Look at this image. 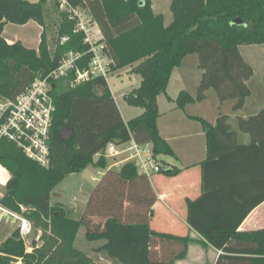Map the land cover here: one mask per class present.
Segmentation results:
<instances>
[{"label": "trees", "instance_id": "16d2710c", "mask_svg": "<svg viewBox=\"0 0 264 264\" xmlns=\"http://www.w3.org/2000/svg\"><path fill=\"white\" fill-rule=\"evenodd\" d=\"M69 1L88 10L99 25L111 72L137 63L135 72L141 76V84L125 99L144 111L126 123L103 77L75 87L66 79L56 80L50 165H40L14 143L1 139L0 163L9 170L11 178L0 202L27 216L35 227L55 231L62 248L58 251L59 261L51 258V264H90L91 260L74 247L82 227L89 242L102 241L98 250L114 264H165L183 258L193 239L150 227L156 194L149 176L140 173L133 162H126L120 170H107L92 188L80 218L72 217L61 202L52 204V194L67 176L82 173L90 164L106 168L104 151L110 143L120 144L134 138L141 144L151 143L155 156L172 153L158 130V96L167 93L174 69L188 54L198 55L202 77L196 95L182 90L176 99L177 106L184 108L188 103L203 101L213 88L220 101L233 99L234 110L242 108L251 93L248 80L254 67L245 59L241 46L264 43V0H173L174 20L170 25L165 24L161 15L154 14L152 0ZM46 4L47 0H0L1 97L15 98L37 75L56 68L70 50H88L83 42L84 33L74 32L75 22L62 10L58 46L54 51L45 31L37 48L20 40L7 41L4 29L9 23L25 25L33 20L44 26ZM56 4L59 8L58 0ZM236 18H242L243 23H235ZM64 35H69L70 40L62 44L60 37ZM90 57L86 54L80 65H86ZM198 119L209 136L208 157L203 163L208 190L197 200L189 201V222L218 248L227 249L226 244L232 239H264L261 236L264 231L238 230L260 201L243 209L235 208L219 221L201 223L203 205L219 191L209 189L207 169L251 145H238L229 115H221L216 125ZM239 127L251 134L253 142L264 144V108L255 116L241 117ZM99 153L101 156L95 161ZM163 172L168 176L177 174V170ZM41 254L37 247L27 252L19 228L0 244V264H17L20 258L24 264H33V259ZM227 257H220L217 264Z\"/></svg>", "mask_w": 264, "mask_h": 264}, {"label": "crops", "instance_id": "0c3cea01", "mask_svg": "<svg viewBox=\"0 0 264 264\" xmlns=\"http://www.w3.org/2000/svg\"><path fill=\"white\" fill-rule=\"evenodd\" d=\"M86 11L89 13L88 10ZM31 22L43 28V26L33 20L28 23ZM4 37L9 43L17 40L24 43V40L20 38H9L5 34ZM25 45L28 46L27 44ZM187 57L188 55L184 58L182 64L174 69L167 93L158 96V130L168 143L172 153H161L156 155V158L166 167V170H177V174L168 176L162 170L149 177L156 194V201L151 211L150 227L157 231L178 236H189L193 239L188 246L187 254L183 258H178L165 264H217L219 258L226 255L228 257L225 258L222 264H264V239L262 237L256 240L232 239L226 244L227 249L218 248L191 225L188 206L189 201L197 200L208 190L206 189L203 163L208 157L209 136L207 128L198 118L216 125L221 115H229L232 129L237 132L238 145H251V147L236 153L231 159L223 161V163L210 165L207 169L209 189L216 188L219 191L217 194L211 195L205 205H203L200 220L201 223L219 221L225 213L235 208L240 207L243 209L260 201L246 216L238 230L245 233H261V231H264V144L258 140L253 142L251 134L241 130L239 127V119L241 117L255 116L264 108V70L263 68L259 70L262 86L253 88L250 82L256 74L254 68V74L248 80L251 93L246 98L244 106L239 110H234L235 100L233 99L220 101L218 95L216 97L217 93L213 88L207 91L206 99L203 101L188 103L184 108H179L176 103L179 93L182 90H186L192 95H196L202 77L201 70V73H198L197 80H193L192 87L187 86L189 80L185 77V70L183 71ZM126 77L130 85H132L133 81L128 75ZM175 78L179 82L177 90L174 93H170V88ZM137 82V86H131L130 91L140 86L141 80ZM108 85L126 123L143 113L144 108L128 104L125 99L128 91H121L120 94L115 93L109 79ZM118 96L124 99V108L119 103ZM211 97L217 98L219 101L207 103V100ZM126 114H128V117ZM144 145L152 149L151 143H145ZM100 156V153L97 154L95 161ZM106 158L108 163L106 168L95 166L98 175L93 176L95 184L101 180L108 169L120 170L125 164L115 160L109 165V159L108 157ZM0 177L3 178V180H0L1 199L11 178L9 170L1 163ZM240 199H244L243 202ZM0 206L8 209L1 202ZM18 227L19 220L16 217L0 210V244L6 241Z\"/></svg>", "mask_w": 264, "mask_h": 264}, {"label": "built area", "instance_id": "2783aa9c", "mask_svg": "<svg viewBox=\"0 0 264 264\" xmlns=\"http://www.w3.org/2000/svg\"><path fill=\"white\" fill-rule=\"evenodd\" d=\"M60 8L75 22L74 32L84 33L83 42L88 45V50H70L56 68L37 75L15 98L0 96V140L14 143L28 158L44 167H48L51 160V130L56 111L53 89L56 80L66 79L71 87H75L96 77L108 81L111 73L106 43L97 22L85 9L74 6L69 0H60ZM69 40V35L60 37L62 44ZM86 54L91 55L88 63L80 65ZM104 155L119 158L122 163L133 162L140 173L149 177L166 169L152 149L134 138L120 144H108ZM0 210L19 220L18 228L23 239L32 234L34 224L29 218L2 206Z\"/></svg>", "mask_w": 264, "mask_h": 264}, {"label": "rangeland", "instance_id": "374dc122", "mask_svg": "<svg viewBox=\"0 0 264 264\" xmlns=\"http://www.w3.org/2000/svg\"><path fill=\"white\" fill-rule=\"evenodd\" d=\"M58 1L60 2V0ZM172 3L173 0H152L154 14L161 15L166 25H170L174 20ZM46 5L47 14L43 28H40L34 22L27 23L25 25L9 23L5 28L4 34L9 38H20L24 40V43L28 46L37 48L40 43L41 33L42 31H45L50 48L54 51L58 46V31L62 21V12L61 8L57 7L56 0H47ZM97 30L98 28L95 27V31ZM241 52L245 59L253 64L256 71L255 77H253L250 82L251 87H261L262 83L259 78V70L261 68L264 70V43L242 45ZM198 62V55L196 53L188 54V57L185 60L183 71L185 70V77L189 80V84L187 85L188 87H192L194 82L193 80H197L198 73H201ZM136 65L137 63L110 73L109 82L111 83L115 93L120 94L121 91H128V93H130V87L137 86V81L142 80L141 76L135 72ZM126 75H128L131 81H133L132 85H130ZM178 83L179 82L175 78L170 88V93H174L177 90ZM118 98L119 103L122 108H124V99H122L121 96H118ZM217 100V98L211 97L207 100V103H215ZM192 103H198V101ZM126 116L128 117V114H126ZM108 159L109 165H111L115 160H119V158L116 159L114 157ZM94 175L98 176L97 169L93 164H90L81 174L72 173L67 176V178L54 189L51 200L52 204L61 202L65 209L70 212L72 217L80 218L86 208L88 202L87 198L89 199L91 190L96 185V182L93 180ZM0 180H3V178L0 177ZM57 237L58 236L55 231L52 229L43 231L34 225L32 234L24 239L26 242L27 252H33L35 247L41 249V256L34 258L33 264H51V258L54 259V262L59 261L60 256L58 251H60L62 247L60 246V239ZM101 244L102 241L89 242L85 237V228L82 227L78 233L74 247L82 251L84 256L86 255L89 260H91L90 264H114L103 252L98 250V247ZM17 264H24V262L20 258L17 260Z\"/></svg>", "mask_w": 264, "mask_h": 264}, {"label": "water", "instance_id": "95a60500", "mask_svg": "<svg viewBox=\"0 0 264 264\" xmlns=\"http://www.w3.org/2000/svg\"><path fill=\"white\" fill-rule=\"evenodd\" d=\"M235 23L242 24L243 23V19L242 18H236L235 19Z\"/></svg>", "mask_w": 264, "mask_h": 264}]
</instances>
